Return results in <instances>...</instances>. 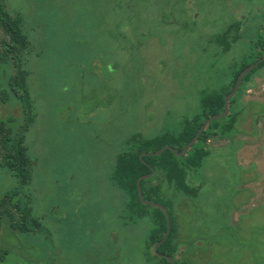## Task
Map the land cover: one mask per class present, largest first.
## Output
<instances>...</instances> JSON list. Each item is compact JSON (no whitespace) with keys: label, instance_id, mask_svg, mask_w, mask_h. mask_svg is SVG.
I'll return each mask as SVG.
<instances>
[{"label":"rangeland","instance_id":"374dc122","mask_svg":"<svg viewBox=\"0 0 264 264\" xmlns=\"http://www.w3.org/2000/svg\"><path fill=\"white\" fill-rule=\"evenodd\" d=\"M3 2L23 19L30 44L27 85L35 120L25 133L32 182L23 195L43 230L24 235L3 224L0 249L7 255L1 264H147L144 239L151 224L124 225L123 194L109 182L115 158L136 135L178 132L200 96L227 83L232 64L257 55L255 46L264 43V0H185L187 17L179 12L162 26L174 34L149 33L124 74L110 70V81L109 51L89 19L91 8L99 19L102 0ZM235 18L247 21L241 43L220 54L209 41ZM255 76H264V67ZM255 76L241 100L264 101V77ZM6 81L0 68V90ZM262 114L264 104L251 102L232 134L209 137L210 155L188 174L196 196L163 187L179 245L176 259L264 264ZM19 115L14 99L0 105V120ZM244 131L239 155L242 142L235 136ZM17 186L0 167V194Z\"/></svg>","mask_w":264,"mask_h":264},{"label":"trees","instance_id":"16d2710c","mask_svg":"<svg viewBox=\"0 0 264 264\" xmlns=\"http://www.w3.org/2000/svg\"><path fill=\"white\" fill-rule=\"evenodd\" d=\"M94 1L97 4V0ZM186 5L185 0H102L98 20L95 11L91 8L92 16L89 19L92 27L95 30L99 29L96 34L100 33L103 36L101 42L105 44V50L109 51V81L110 70L123 72L130 63L128 58L132 60V57H136L140 47L143 46L141 39L150 35L149 33L174 34L172 30H163L162 26L169 25L179 12L187 17L189 8ZM176 6L178 9L175 12ZM188 20L192 23L196 22L189 15ZM246 22L235 18L227 28L213 36L209 43L220 54L230 53L241 43ZM23 26V19L19 15L10 13L3 0H0V68L5 67L7 77L5 87L0 90V105H5L14 99L20 108L19 118L0 120V167L6 169L18 181L15 189L0 194V227L6 224L11 231L18 234L38 235L43 230V226L33 215L30 203L23 195V189L32 182V162L25 146V133L35 120L27 85L30 44L24 34ZM255 47L258 53L251 55V61L244 58L232 64V68L227 72L226 84L216 90L204 92L200 96L194 116L185 120L178 132L165 131L151 138L136 135L126 142L125 150L115 158L109 173V182L123 194L124 225H134L141 219L148 220L151 224V229L144 239L143 252L147 264H169L164 257L172 258L174 264H188L182 257L176 259L179 245L163 187L165 188L166 184V189L176 194L196 196L198 189L189 185L188 174L199 170L203 161L210 155L211 151L205 146L209 137L224 140L226 135L233 133L238 117L245 106L251 103L241 106V97L251 87L252 78L264 67V62L244 77L238 93L228 102V116L208 125L186 155L177 158L170 151H165L157 157L140 159V155L167 146L179 153L194 138L206 119L221 114L224 99L233 90L239 74L264 56V43H258ZM125 56L127 63H122L121 60L125 62ZM112 60L118 61V64H112ZM250 119H247L245 124ZM150 168L155 171L154 176L140 182L144 201L162 205L168 210L170 218V233L157 249L158 254L163 258L156 256L154 247L161 242L165 234V215L161 210L143 205L139 201L136 187L140 177L150 174ZM6 255L7 251L0 249V264Z\"/></svg>","mask_w":264,"mask_h":264},{"label":"water","instance_id":"95a60500","mask_svg":"<svg viewBox=\"0 0 264 264\" xmlns=\"http://www.w3.org/2000/svg\"><path fill=\"white\" fill-rule=\"evenodd\" d=\"M263 62H264V56L261 57L260 59L256 60L255 63L249 65L246 69H244L239 74V76H238V78H237V80L235 82L233 90L224 99L223 112L221 114H219V115L211 116L208 119H206L203 122V124L201 125V127L199 128V130L197 131V133L194 136V138L179 153H177L173 148L167 146V147L161 148L160 150H157V151L152 152V153L142 154V155H140V159H142L143 157H157V156L161 155L162 153H164L165 151H170L177 158H182L184 155H186V153L192 148V146L196 144V142L198 141L200 135L205 131V129L208 127V125H210L214 121H218V120L224 119V118H226L228 116V114H229V106H228L229 100H231L238 93V91L240 89V86H241V83H242V80L244 79V77L247 76L248 74H250L254 69H256V67L258 65H260ZM154 174H155V171L152 168H150V174H148L146 176H143V177H140L137 180V182H136V187H137V193H138L139 201L143 205L149 206V207H151L153 209L161 210L164 213V215H165V220H166L165 234H164L161 242L154 247V253L156 254V256L158 258H163L162 255L158 254L157 249L160 246V244L163 243L167 239V237H168V235L170 233L171 227H170V218H169L168 210L165 207H163L162 205H160V204L145 202L143 194H142V190H141V187H140V182L141 181H146V180L151 179L154 176ZM164 258L168 261L169 264H174V260L172 258H170V257H164Z\"/></svg>","mask_w":264,"mask_h":264},{"label":"crops","instance_id":"0c3cea01","mask_svg":"<svg viewBox=\"0 0 264 264\" xmlns=\"http://www.w3.org/2000/svg\"><path fill=\"white\" fill-rule=\"evenodd\" d=\"M263 77L264 76H255V78L258 80V81H262V79H263ZM257 86V85H256ZM251 91V90H250ZM248 102H255V103H258V104H264V101H260V100H254V99H251L250 97H245V100L243 101V100H241V103H243L241 106H243V105H245L246 103H248ZM262 116H264V114H262L261 116H259V118L260 117H262ZM259 118H257V120L259 119ZM249 121V126H250V124L252 125V121H253V118H251L250 120H248ZM247 121V122H248ZM246 122V123H247ZM241 134H243V133H239V134H236V138L238 137V140L237 141H239V142H242L241 144H242V148L240 149L241 151L239 152V155H242V153L244 152V150H245V147L243 146V143H244V141L241 139L242 137L243 138H245V137H247L248 135H241ZM250 136H252V134L250 133ZM236 141V142H237Z\"/></svg>","mask_w":264,"mask_h":264}]
</instances>
